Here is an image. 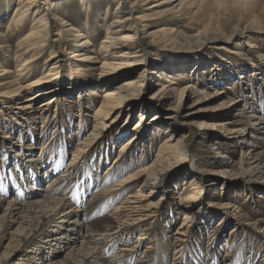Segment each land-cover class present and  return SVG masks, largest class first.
Here are the masks:
<instances>
[{"label":"rangeland","instance_id":"374dc122","mask_svg":"<svg viewBox=\"0 0 264 264\" xmlns=\"http://www.w3.org/2000/svg\"><path fill=\"white\" fill-rule=\"evenodd\" d=\"M83 3L88 6H83ZM116 4L117 0H60L56 4V10L71 25L84 28L87 26L93 41V46L91 45V47L98 51L101 41L105 38L104 20L101 19H103L104 12H107L108 18L111 17L116 9ZM195 12L197 13L193 14V17L185 13L180 16V19L176 18L172 20L173 22H168L167 25L170 24L169 26L179 31L182 30L188 36L196 33L197 29H201L206 24L210 27L208 38L217 37L219 39L208 43L202 51L196 53L183 52L181 50L183 47H179L185 43L186 39L184 37L176 38L178 46L175 45L171 51L174 56L173 63L180 64L185 61L187 79L182 84L191 83L197 89L200 88L199 90L203 93L201 97L205 92L211 97L207 96L206 100L198 102L197 105H192L193 99H189L186 96L181 106H175L174 95L169 97L167 94L166 98L163 97L158 90L162 85H166L167 77L156 73L153 64L149 61L153 54L159 53L157 47L160 44L149 46V54L147 56L149 62L144 64L143 67L139 68L137 66L136 70L130 75L131 77L137 74L140 75L138 87L134 96L131 97L132 99L128 100L121 108L123 114L116 123L118 127H127L126 129H129V133L125 131L122 135H118L116 130L100 132L98 134L99 137L95 139L99 140L96 145L91 149L89 148L83 158H79L80 161L77 160L76 165L74 164L73 166L69 165L71 155L78 141L87 138L91 131L93 119L89 115L93 114L97 103L89 102L86 95H83L84 98L81 99L75 93L76 91L71 98H68L62 95L65 90L61 89V95L64 96V99L58 105L55 103L49 115V120L51 121L54 115H58L55 121L57 125L50 128H43L41 126L43 123L39 119L34 118L40 115V109L38 110L37 107L50 94H44L36 100L34 103L36 113L33 111L31 113L33 115L32 119L24 120L21 124H16L14 119L8 117L12 115L11 113H3L2 116L0 115V196L5 197L8 201L13 196L18 195L19 190L25 191L34 182L36 176L34 172L37 171L38 174L43 169L48 170V172L51 171V174L49 176L45 175L46 178L42 179V184L36 186L40 191L53 178H58L57 176L64 174L63 177L61 176L62 180L58 184V189L64 191L63 194L68 196L67 198L74 199L78 193L79 195L81 193L80 196L85 197V199L82 204L81 202H78V204L84 207L93 196L100 195L106 192V189L115 187V183L121 178L132 174L143 165L150 164L155 158V154L164 138L171 134V137L180 141L178 154L181 157L177 160L174 157L168 158L165 164L167 165L165 167L166 170L157 175L158 178L166 180L164 188L167 190L165 189V195H163L162 191L154 192L152 202L158 206L156 209L160 213L156 217L157 221L152 226H150V222H146L142 227L150 226L155 228L157 224L158 239L171 243L173 241L171 235L182 223V212L175 210L174 206H177V203H188L192 209L190 208L191 211L188 213L189 221H186V227L190 228L193 233L184 251L188 253L189 260L192 261L190 262L191 264H197L198 261L201 264H230V261L224 257L227 250L230 252V258L235 255L241 257L242 261L239 264H264V244L261 243L259 238H254L251 233L248 235L242 233L239 224H236V217L231 215L234 207H236L240 214L246 215L252 222L260 219L263 220L262 225H264V175L261 173L253 178L254 182L251 185L254 190L252 191L245 182L249 175L244 172V169L238 168L237 172L239 174H229L227 173L228 168L223 163L229 160L230 162L236 161L240 156L246 155L248 149L261 151L264 147V142H255L257 144L256 147L249 146V142L255 140L247 136L248 139L244 144L232 139L230 142H224L223 149H216V146L219 145L218 141H216V135L202 130V123H200L206 115L218 113L220 118L224 119L238 111L234 108L230 109L229 113L225 109L216 107L218 106V100H220L215 95L216 92H219L217 90L227 91L229 100L234 97L243 98L245 102L242 103V106L246 105L245 107L252 111L251 114L253 113L257 117L260 116L259 119L264 118V0H255L243 10L232 7L231 3L228 2L227 4H218L215 0H207L196 8ZM161 24L159 23V25ZM140 25L137 22L136 27L140 29ZM156 26L158 24L152 22L148 27L152 29ZM242 33H244L243 37L239 35ZM54 39L53 41L58 43V48L65 53L66 43L68 40L70 42L72 37H69L68 40L57 41L58 38L54 36ZM228 39L238 42L236 49L238 55L236 54L233 58L229 57V59L226 51H218L217 49V47L221 46L227 47L226 41ZM16 42V38L14 41L12 40L11 51L0 49V56L6 58V54L4 55L3 53H8L12 58ZM169 46L166 45L162 49L167 50ZM251 46L254 47L252 48ZM177 50L181 51L178 52ZM49 51L44 52L43 57L40 59L41 61L38 62L39 66H42L44 60L49 56ZM95 53L94 55L98 57L97 62L89 59L86 62L91 64V66H87V77L97 83L100 80L98 79L97 68L101 65V57H99V52ZM167 54L165 51L163 57L160 58L162 68L171 64ZM196 66L198 68L197 73H199L197 76L193 75V71L196 70L192 69ZM254 71L259 72L260 75L253 76L252 73ZM240 73L244 75L243 79L239 78ZM38 75L39 72L36 71L32 77H38ZM124 79H126V76L119 77L116 84L118 85ZM66 82L62 83L60 88L67 87ZM26 96L27 90L23 89L22 93L17 96L19 100H16L15 103H22ZM69 99L70 101H66ZM82 106L84 107L83 112L80 111ZM87 113L89 115L85 116ZM141 113H144L142 120L140 119ZM154 113L167 120L165 123L167 130L162 126L145 128L142 137L136 139V144L129 150L130 152L125 156L121 155L124 152L119 155L118 150L121 143L133 134L135 124L139 119L146 124ZM249 113L246 115H249ZM239 118V123H241L239 127H244L248 118ZM7 119L9 120L7 121ZM8 134L10 139L5 137ZM15 145H19L18 148ZM117 154L120 156L119 162L115 167L107 170L106 168L109 165H113L112 163ZM222 156L229 157L223 158ZM28 159L33 161H28ZM195 172L197 175L194 176L193 173ZM191 177L192 183H190ZM193 183L195 184L193 185ZM139 185L140 183L128 184L121 191H113L110 194L103 195L104 199L102 198L100 201L109 210L106 208V210H102L99 213H91V219L101 218L106 212H112L130 193H136ZM193 186L196 187V190H201V193H197V195L199 194L198 198L201 199L197 202H187L186 197L193 190ZM5 191H7V194H4ZM23 196H26L25 192H23ZM160 197H163V200L158 201ZM29 199H19V201L26 202ZM115 201L117 203L113 205ZM223 204L230 205L228 212H226L227 209ZM224 214H226L227 219L221 218ZM221 221L223 223L217 229L216 227ZM234 225L235 230L232 234L231 231ZM16 226L17 224L9 230V234L5 235L4 241L0 240V243L1 241L3 242V245H0V264H47L52 260L50 256L40 258L36 254L43 248L42 245L37 243L39 239L31 244L29 243L27 247H19L11 252L12 247L19 241L12 234ZM139 233L140 229L131 234V236L124 235L125 238L123 236L122 240L125 241V239L130 237L132 239L127 242L128 244L123 241L120 242V246L118 244L115 245V248L113 247L114 251L118 253L119 249L129 246V244L141 243L142 240L139 238ZM146 234L150 238L149 233ZM151 239L145 241V249L155 248L153 247L155 242ZM82 241L83 239L79 238L74 245L77 247ZM47 248L46 246L45 249ZM60 249V256L55 259L57 261H60L63 253L68 251V248H65L64 245L60 246ZM141 251L142 249L139 254L131 259L130 264H136L140 260L151 259L153 252L146 255L142 254ZM111 254L113 253L107 252V257ZM170 260L169 264H171ZM118 263L119 260H116L115 264ZM145 264H150V262L146 261Z\"/></svg>","mask_w":264,"mask_h":264},{"label":"bare ground","instance_id":"6f19581e","mask_svg":"<svg viewBox=\"0 0 264 264\" xmlns=\"http://www.w3.org/2000/svg\"><path fill=\"white\" fill-rule=\"evenodd\" d=\"M59 1L0 0V49L11 51L12 40L17 39L12 58L8 53H3L4 55L6 54V58L0 56V115L11 113L12 115L8 117L14 119L16 124H21L24 120L32 119L33 115L31 113L35 112L34 103L36 100L44 94H50L48 98L39 104L37 108L38 110L40 109V115L34 118L39 119L43 123L41 124L43 128L56 127L57 122L55 123V121L58 115H54L52 121L49 120V115L52 112L51 109L55 106V103L58 105L59 102H62L64 96L71 98L75 91L81 99L84 98L83 95H86L89 102L97 103L93 114L89 115L87 113L85 115L92 116V129L87 138L78 141L71 155L69 165H76L77 160L81 157L83 158L85 152L96 145L99 140L95 139L99 137L98 134L100 132L116 130L118 135H122L125 131L129 133V129H126L127 127H118L116 123L118 118L123 114L121 108L128 100L132 99L131 97L134 96L138 87L140 75L130 76L137 66L139 68L143 67L144 64L151 61L156 73L167 77L166 85H162L158 92L162 93L165 98L167 94L169 97L174 95L175 106H181L186 96L189 99H193L192 105H197L198 102L206 100L207 96L211 97L209 94H205L206 92L201 97L203 93L199 90L200 88L197 89L191 83L186 82V84H182L187 79L185 61H182L180 64H174V56L171 51L175 45L178 46L176 38L184 37L186 39L185 43L179 47H183L181 49L183 52L190 51L196 53L202 51L208 43L216 41L219 38H208L209 36L207 35L210 33V27L206 24L201 29H197L196 33L188 36L182 30L179 31L169 26L170 24L167 25L168 22L176 18L180 19V16L185 13L191 16L196 14V8L200 7L207 0H117V6L113 15L108 18L107 12H104L103 19H101L104 20L105 38L101 41L98 51L91 47L93 41L90 36L91 33L87 30V26L85 28L73 26L66 22L60 13L57 12L56 4ZM215 1L218 4H227L228 2L231 3L232 7L243 10V8H246L255 0ZM83 6L87 7L88 5L83 3ZM137 22L141 24L140 29L136 27ZM152 22L157 23L158 26L149 29L148 26ZM159 23L162 24L159 25ZM239 35L243 37L244 33ZM54 36L58 38L57 41L62 39L68 40L69 37H72L70 42L68 40L66 43L67 48L65 53L62 49L58 48V43L53 41ZM226 43L228 44L227 47L221 46L217 47V49L218 51H226L228 59L229 57L233 58L237 54L238 42L236 43L228 39ZM157 44L161 45L157 47L159 53L153 54L148 61L149 46H156ZM166 45L170 46L167 47V50H163L162 48L166 47ZM251 47L253 48L254 46ZM47 50H50L49 56L44 60L42 66H39L38 62L41 61L40 59ZM181 50L177 51L180 52ZM165 51L168 53L167 56L171 60V64L168 67L162 68L160 58L163 57ZM95 52H99V57H101V65L97 68L98 79L100 80L97 83L94 82L95 80L87 77V66L89 67L91 64L86 62L88 59L97 62L98 57L94 55L96 54ZM192 69L196 70L193 71V75L197 76L199 74L197 73V66ZM36 71L39 72L38 77H32ZM252 75L259 76L260 73L254 71ZM121 76H126V79L117 85L116 82ZM239 78L243 79L244 75L240 73ZM66 80L68 81L66 82ZM64 82H66L67 87L60 88ZM23 89L27 90V96L23 99L22 103H15L16 100H19L17 96L22 93ZM61 89L65 90H63V94ZM217 91L219 92H216L215 95L220 100H218V106L216 107L225 109L229 113L230 109L234 108L238 111H235L233 115L224 119L220 118L218 113L206 115L203 117L204 120L200 122L202 123V130L216 135V141L219 144L216 146V149H223L224 142H230L232 139L244 144L248 137L254 138L255 141L250 139L252 142H249V146L255 147L257 146L255 142L259 141L258 143H263L264 118L259 119L260 116L257 117L253 113L251 114L252 111L248 110L245 107L246 105L242 106V103L245 102L243 98L234 97L229 100V93L227 91ZM66 101H70V99ZM80 108V111H82L84 107ZM248 112H250L249 115H246ZM117 114L119 115L117 116ZM143 116L144 113H141V120ZM239 117L248 118L244 127H239L241 124L239 123ZM140 119L135 124L133 134L121 143L118 150L119 155L121 152H124L121 155L125 156L130 152L129 150L136 144V139L142 137L145 128L147 129V127L151 126L155 128L161 126L165 129L167 128L165 126L167 120L160 117L157 113H154L146 124ZM5 137L10 139L9 134ZM179 142V140L171 137V134H168L159 146L155 158L150 164L143 165L132 174L121 178V180L115 183V187L106 189V192L100 195L93 196L88 203L86 202L87 204L84 207L78 204V202L82 204L85 199V197L80 196L81 193L80 195L78 193L74 199L67 198L68 196L63 194L64 191L58 189V184L62 180L61 176L63 177L64 174L57 176L58 178H53L40 191L36 186H39L38 184L42 183L45 175L49 176L51 171L48 172V170L41 169L38 174L37 171L34 172L37 184L31 183L32 185L26 188L25 191L17 189L19 190L18 195L13 196L8 201L5 197L0 196V240L4 241L5 235L9 234V230L17 224L12 234L19 241L12 247L11 252L19 247H27L29 243L31 244L39 239L37 243L42 245L43 248L36 254L40 258L50 256L52 260L47 264H115L116 260H119L118 264H130L131 259L139 254L141 249L142 254L147 255L153 252L151 259L146 260L150 264H169L170 259L171 264H191L190 262L192 261L189 260L188 253L184 251L193 233L190 228L186 227V221H189L188 213L192 209L188 203H177V206H174L175 210L182 212V223L171 235L173 240L171 243L160 238L158 239L157 224L155 228L150 227L157 221L156 217L160 213L156 209L158 206L152 202V196L156 191H162L163 195H165L167 190L164 188L166 180L158 178L157 175L166 170L165 167L167 165L165 164L168 158L174 157L177 160L181 157L178 154L180 150ZM15 146L18 148L19 145ZM118 154L112 163L113 165H109L106 168L107 170L117 165L120 159ZM28 161L33 160L28 159ZM223 163L228 168L227 173L229 174H237L238 168L244 169V172L249 175L245 182L249 186V189L253 191L254 187L251 185L254 182L253 178L261 173L264 175V147L261 151L248 149L246 155L240 156L236 161L230 162L229 160ZM193 175L195 176L197 173L195 172ZM190 179V183H192V177ZM137 183H140V185L137 187L136 193H130L112 212H106L101 218L96 217L91 219V213H99L102 210H106V208L109 210L100 201L104 197L103 195L110 194L113 191H121L128 184ZM194 190H196L195 186H193V190L189 196L186 197L187 202H197L201 199L198 198L199 194L197 195V193H201V190ZM23 192L26 193V196H23ZM5 193L7 194V191ZM18 198L30 199L22 202ZM161 200H163V197H160L158 201ZM115 203L117 202L115 201L113 205ZM223 206L227 209L226 212H228L230 205L223 204ZM232 212L231 215L236 217V224H239L242 233H246L247 235L251 233L254 238H259L261 243L264 244L263 220L259 219L252 222L246 215L240 214L239 210H236V207H234ZM225 215H222L221 218L227 219ZM78 216L79 218H77ZM89 219H91L90 222H88ZM146 222H150V226L143 228L142 226ZM222 223L223 221L216 228L218 229ZM234 228L235 225L231 233L235 230ZM139 229L141 243L129 244V246L123 247L119 251L117 250L118 253L114 251L115 245L118 244L120 246V242L124 241L122 240L124 235L131 236V234L139 231ZM146 233H149L150 238H152L151 240L155 242L154 246L152 245L155 248H150L152 249L151 252L150 249H145L144 247L145 241L150 239ZM79 238H82L83 241L76 247L74 244ZM130 239L132 237L125 239L124 242L127 243ZM2 241L0 243L1 246L3 245ZM62 245L65 248L67 247L68 251L63 253L60 261H57L55 259L60 256V246ZM46 246L48 247L47 249H45ZM107 252L113 254L107 257ZM230 256L229 250L225 251L224 257L230 261V264L241 263L240 256L235 255L231 258ZM146 261L140 260L136 264H145ZM197 264L201 263L198 261Z\"/></svg>","mask_w":264,"mask_h":264}]
</instances>
